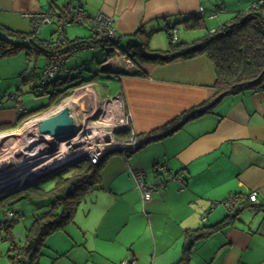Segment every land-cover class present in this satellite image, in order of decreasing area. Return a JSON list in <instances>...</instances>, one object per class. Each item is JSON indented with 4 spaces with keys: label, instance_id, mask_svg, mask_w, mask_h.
<instances>
[{
    "label": "crops",
    "instance_id": "crops-1",
    "mask_svg": "<svg viewBox=\"0 0 264 264\" xmlns=\"http://www.w3.org/2000/svg\"><path fill=\"white\" fill-rule=\"evenodd\" d=\"M253 1L0 0V25L29 33L32 23L27 14L58 15L65 6L81 4L90 17L112 19L120 48L129 47L135 39L132 35L141 30L151 35V49L166 50L169 45L161 32L167 26L191 14L203 16L201 31L179 38L177 31L178 41L190 43L229 22ZM48 28L43 25L38 35L43 41L54 42L56 31L51 27L48 33ZM67 29L68 40L96 36L88 27V34L71 39ZM87 49L93 57L85 63L95 62L96 67L88 68L80 61L70 66L67 61L66 73L83 79L96 76L92 85L101 97H110L107 82H117L132 116V129L140 137L188 110L204 104L211 108L172 134L151 140L134 154L109 155L100 170L99 185L85 195L72 222L46 238L38 264H178L191 239L189 231L201 226L219 227L229 216L222 203L233 195L251 192H257V202L242 206L220 229L195 241L185 263L264 264V83L260 90L217 99L215 69L205 55L169 64H142L139 70L144 75H136L137 68L130 70L124 61L126 54H118L116 48L111 57L105 47ZM46 63L45 59L44 66ZM85 69L89 71L86 75L81 72ZM38 79L34 86H39ZM18 102L15 108L1 104L0 125L21 116ZM157 165L166 167L163 178L155 175ZM136 171L143 172L146 183L158 190L149 202L143 203L142 192L132 176ZM6 200L0 199V207L14 210L11 203L5 204ZM2 222L0 239L10 242L8 239H14L12 227Z\"/></svg>",
    "mask_w": 264,
    "mask_h": 264
},
{
    "label": "trees",
    "instance_id": "trees-1",
    "mask_svg": "<svg viewBox=\"0 0 264 264\" xmlns=\"http://www.w3.org/2000/svg\"><path fill=\"white\" fill-rule=\"evenodd\" d=\"M254 2L258 5L252 9L250 5ZM70 6L68 5L64 9H61L60 13L55 15L54 21H58L59 17L63 16L64 11ZM71 7L83 8L81 4L72 5ZM203 24V16L191 14L172 27L167 26L165 31L169 40V46L166 50L151 49L149 46L151 35L144 34L141 30L136 31L132 35L135 39L127 48L119 47L118 38L105 40L100 46L107 49V56L110 57L112 56L111 53H114V49L119 48L118 50L126 54L133 62L134 68H137L136 75L141 74L139 66L142 64H169L179 59L187 60L205 55L213 63L215 69L216 83L214 89L217 99L228 95L262 89L264 83V0H256L249 3L246 10L236 12L229 22L222 24L215 31L206 32L201 38L190 43H176L178 39L172 40L171 31L173 29L178 31L177 26L183 25L188 30H201L203 29ZM94 39L95 36L89 39L74 41L67 39L69 41L67 46L55 45L53 41L48 42L40 39L39 35L33 30L29 33H19L0 25V60L25 51L27 57L43 56L47 60V63L54 60L59 61L60 64L66 57L69 60L70 55L72 54L73 56L77 48L82 44L90 47V40L93 41ZM44 69L38 77L39 86H34L32 92L36 96H41L43 95L41 92L44 91H40L39 88L47 90V95L49 96L48 103L46 106L27 112V115H34L48 110L53 105L61 104L70 96L71 91L84 85L92 84L96 80V76L91 79H83L79 76L73 77L68 75L66 73V63H63L55 77L45 80L43 84L41 83V77ZM141 75H144V73ZM45 87L47 88L45 89ZM50 88H52L51 91ZM210 108L204 104L188 110L165 126L144 135V137L136 134V140L141 141L146 136L155 137L153 138L154 140L159 138V135L168 131L170 132L167 135L172 134L185 122L206 113ZM21 120L22 117L19 116L17 124ZM131 123L128 129L117 132L116 140L118 143L128 142L133 130ZM179 124H181L179 127L171 131V129ZM145 145L143 144L137 149H132L127 156L136 153ZM113 153L121 152L118 149L114 150L97 164H92L86 160L80 165L77 163L73 167L70 176L58 177L50 189L30 186L32 189L25 194V198L48 201V208L45 212L34 215L32 224L26 230L22 245L18 246L13 239H8L11 244L8 254L11 264H38L41 248L44 246L46 238L72 222L77 207L85 195L99 185L100 170L108 156ZM165 173L155 172V174ZM232 219L233 216L230 214L227 217V221ZM227 221L221 223L219 227L209 228L201 226L199 229L189 231L188 235L191 239L189 244L183 248V257L178 264H186L185 262L188 258L187 252H189L190 246L195 241L208 237L220 229L221 226H224Z\"/></svg>",
    "mask_w": 264,
    "mask_h": 264
},
{
    "label": "rangeland",
    "instance_id": "rangeland-1",
    "mask_svg": "<svg viewBox=\"0 0 264 264\" xmlns=\"http://www.w3.org/2000/svg\"><path fill=\"white\" fill-rule=\"evenodd\" d=\"M226 1L227 4L233 3V0ZM53 23L54 24H44L45 27H49L48 33L52 30L51 27H54L53 30H57L55 21ZM45 31L46 29L43 30V36H45ZM67 31L69 37L71 39H75L76 36H83V34H88L89 29L86 25L74 23L68 26ZM196 31L197 30L192 31L185 28L180 29L179 26L178 38L180 37V35L197 33ZM161 34L167 40V45H169L166 31H162ZM201 34L202 32L200 33V35ZM57 38L58 33L55 32L54 39L56 40ZM178 40L176 41V43L180 42ZM79 55L82 56L78 58ZM92 57L93 52L91 51V49H85L83 51H80L76 56H72L71 54L67 64L72 66L75 61H80L79 64L84 63L88 68L89 65H91V68H95V62H91L92 64L89 65L85 63V61H91ZM44 64L45 57H27L25 51L18 52L12 56L5 57L0 60V106L1 104L3 105L4 103H9L8 106H14L13 108H15L17 107V101H19L18 108L19 112L22 113V120L18 124V119H16L15 121L9 122L8 124L0 125V158L8 159L10 158L12 153H17L19 154V159L21 160V158L24 156V150L26 144H28L29 139H31L32 137H36L35 142L37 146H34L32 150H35V152H37L36 155L38 154V156L36 158L34 157V159H32L30 162H27V165L34 163L33 166L29 168L30 171L42 167L43 172L41 174L49 171L44 165L48 163V160L50 158L46 160L44 157L51 156L52 153L56 152V150H59L60 154H63L66 158L70 159V157H68V153L69 151H72L74 149V146L71 145L69 141H73L74 139L73 142L77 143L80 138L92 135L94 133L97 136H102L106 133V131H111V129H113L114 127H117V129L120 128V124L122 125L120 129H123L124 125H128V123H131L132 121V116L129 112H127L125 107L124 96L119 94L118 83L113 81L107 82L110 97H101L97 92L96 86H94V84H88L71 91L70 96L61 104L53 105L48 110L34 115H27L28 111L38 109L47 105L48 103L49 96L47 95V90H43L42 88L38 87L40 91L44 92H41L43 93V95L36 96V94H34L31 89L32 87H34V85H36V82L34 80L38 79L39 75H41L42 70L44 69ZM81 72H84L86 75V73H88L89 71L88 69H85ZM46 88L47 87H45V89ZM117 95L118 97H116ZM5 107L6 106H4V108ZM23 108L27 112L24 111ZM63 108H69L70 115L73 118L74 127L72 133L63 135L62 138H55L53 140L51 139L52 141L49 144H42V140H37L38 138H40V136L38 135L37 129L35 127L41 121L58 114ZM33 127L34 129H32ZM51 145H53L52 149ZM46 150H48L49 152L47 154H43V152ZM24 159H26V157ZM12 161L13 159L11 156V159H8V164L14 165V161ZM84 161L85 159L80 157L70 165L68 164L66 166H63L61 169L57 170L56 173L51 174L50 176H45L46 174L43 176L38 175L36 177V182L31 184L30 186L50 189L57 181L58 177L70 176L72 174L73 167L77 163H79V165L82 164ZM31 189V187L28 189L25 188L24 190H21L15 194H11V196L9 195V198L5 197L7 198L5 204L10 205L11 203L14 210L20 212L23 215L22 221L12 225V228L10 227V232L12 234L11 236L12 238H14L13 240L18 246L22 245V243L24 242L26 228L30 225L34 215L43 213L48 208V201H39L38 199L29 200L25 198V194ZM3 198L1 199L3 200ZM41 206L42 209L39 210L38 207ZM4 209L5 207H0L1 221H4ZM10 249V242H3V240L0 239V264H11V261L8 257Z\"/></svg>",
    "mask_w": 264,
    "mask_h": 264
},
{
    "label": "built area",
    "instance_id": "built-area-1",
    "mask_svg": "<svg viewBox=\"0 0 264 264\" xmlns=\"http://www.w3.org/2000/svg\"><path fill=\"white\" fill-rule=\"evenodd\" d=\"M257 5L258 4L254 2L250 5V8L254 9L257 7ZM200 11L203 12L204 10L200 9ZM27 17L32 23V30L35 31L37 35L39 34L40 28L44 24H51L52 20L56 18L55 15L49 13H43V12L30 13L27 14ZM72 23L86 25L87 27H90L94 30L96 36L93 41L92 40L90 41L91 42L90 47L92 46L94 47L95 45L100 46L105 40H113L118 38V33L115 26L112 23V19L103 15L90 17L84 12L83 8H77V7L73 8L70 6L67 10L64 11L63 16H60L58 21H56V28H57L56 32L58 33V38L54 41L55 45H63V46L68 45L69 41L66 38L65 31L66 28L70 26ZM171 36L173 41L177 40L176 29H173L171 31ZM88 47H89L88 45L82 44L77 48L74 55H78L80 51H83ZM115 51L118 54L121 53L120 50L118 49H116ZM120 56L122 55L120 54ZM123 57L127 67H129L130 70L133 69L134 64L129 59V57L127 55H124ZM67 61L68 59L65 58L60 64L59 61L48 62L47 66L43 71L41 77L42 78L41 83L44 84L45 80L54 78L55 75L57 74V71L61 69L63 63H66ZM119 126L120 128L122 127L121 124ZM129 127H130V123H128V125H124L123 129H128ZM120 128L117 129V127H114L113 129H111V131H106V133L103 134L102 136H97L94 133L92 135L82 137L77 143L73 142L74 139L73 141H69L71 145L74 146V149L72 151H69L68 157H70L73 160H77L80 157H82L86 161L91 162L92 164H97L105 156H107L109 153L117 149L125 157H127V154L132 149L139 148L140 141L136 140L137 139L136 132L132 130L131 137L129 138L128 142L122 144L118 143L117 140L115 139H116V133L119 130H123ZM37 133L39 135L38 130ZM53 139L55 138L52 137V140ZM52 148L53 145H51V149ZM58 155L64 156L63 154H60L59 150H56V152L52 153V155L49 157L50 159L48 160V162L52 160H56V157ZM154 171L157 173H164L166 172V167L164 165H157L155 166ZM132 176L133 179L135 180L137 188L142 192L143 203L151 201L153 195L158 192L157 188L155 186H150L146 183L145 174L143 172L140 171L133 172ZM175 180L179 181L180 183L183 182V179L180 177L177 178L175 177ZM257 200H258L257 192H251L248 195H233L229 197L226 201H224L222 204L226 207L230 215L235 213L238 209H240L242 206L248 203H256ZM3 214H4V221L2 222V224L7 228L12 227V225L18 223L22 219V215L20 213L11 210L9 208H5ZM201 221L202 223H204L206 221V217H203ZM122 264H129V262L123 261Z\"/></svg>",
    "mask_w": 264,
    "mask_h": 264
},
{
    "label": "bare ground",
    "instance_id": "bare-ground-1",
    "mask_svg": "<svg viewBox=\"0 0 264 264\" xmlns=\"http://www.w3.org/2000/svg\"><path fill=\"white\" fill-rule=\"evenodd\" d=\"M32 129H34V127ZM41 137H43V139L38 138L37 140H42V142H41L42 144H46V143L49 144L52 141L51 140L52 136L45 135V136H41ZM62 137L63 136H60L59 138H62ZM35 140H36V137H32L31 139H29L28 144H26V147L24 150V152H25L24 156L21 158V160L19 159V154L12 153L11 156H12V159L14 161V165H15L14 168L6 171L7 165H9L8 159H11V156L8 159L0 158V159H2V160H0V171H3V175L0 176V195L8 192L9 190L16 189L18 187H21L22 185H26L28 183L35 181L36 177L43 172L42 167H40L36 170H33L32 172H30V170H28L29 168H31V166H33L34 163L27 165V162H30L32 159H34V157L36 158L38 156V154L36 155L37 152H35V150L34 151L32 150V148L34 146L35 147L37 146ZM48 152L49 151L46 150L43 152V154H47ZM25 157H26V159H24ZM49 157L50 156H45L44 158L46 160H48ZM38 159H41V158H38ZM58 161H60L61 165H62L64 163L68 162L69 159L66 158L65 156L58 155L56 157V160L49 161L44 166H47V168L52 167L53 165L57 164ZM58 165H60V163ZM4 173H6V174L4 175Z\"/></svg>",
    "mask_w": 264,
    "mask_h": 264
},
{
    "label": "water",
    "instance_id": "water-1",
    "mask_svg": "<svg viewBox=\"0 0 264 264\" xmlns=\"http://www.w3.org/2000/svg\"><path fill=\"white\" fill-rule=\"evenodd\" d=\"M181 124L177 125L173 129H171V131H174ZM36 127H37V130H38V132H39V134L41 136H43V135H51L53 138H59L60 136L72 133L73 127H74V121H73V118L70 115L69 108H63L58 114H56L54 116H51V117L41 121ZM169 132L170 131L165 132V133L159 135L158 137L160 138V137L166 136ZM153 138H155V137H145L143 140L140 141L139 147L142 146L143 144L149 143L151 140H153ZM74 161L75 160L70 158L68 162H66V163H64L62 165H61V162L58 161L57 164L53 165L52 167L46 168L49 171L44 172L43 174H39V176H41V175L43 176L45 174H46L45 176H48V175L50 176L51 174L56 173V171L61 169L63 166H66L68 164L70 165ZM59 163H60V165H58ZM14 167H15V165H7L6 171H8V170H10V169H12ZM45 167H47V166H45ZM30 172H32V171H30ZM5 174L6 173H4V175ZM2 175H3V171H0V176H2ZM155 175H156V177L158 179L159 178H163L165 176V174H155ZM39 178H41V177H39ZM34 182H36V180L31 182V183H28L26 185H22L21 187H18L16 189L9 190L8 192H6L4 194H1L0 195V199L3 198V197L4 198L8 197L11 194H15V193H17V192L29 187ZM164 182H165V180H164Z\"/></svg>",
    "mask_w": 264,
    "mask_h": 264
}]
</instances>
